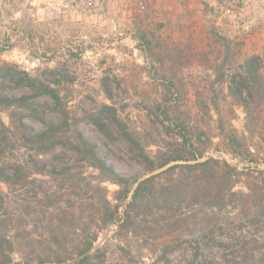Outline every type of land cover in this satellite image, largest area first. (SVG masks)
I'll use <instances>...</instances> for the list:
<instances>
[{"label": "rangeland", "instance_id": "374dc122", "mask_svg": "<svg viewBox=\"0 0 264 264\" xmlns=\"http://www.w3.org/2000/svg\"><path fill=\"white\" fill-rule=\"evenodd\" d=\"M39 82L56 87L66 102L73 123L67 136L74 135L72 128L79 131L125 176H146L149 166L112 121L107 120L109 136L89 113L106 103L150 154L182 155L178 128L167 131V122L155 113L171 85L181 116L189 118L181 131L205 150L202 158L224 159L239 170L254 167L223 139L234 128L252 157L263 162L264 0H0V264H37L58 250L43 204L65 205L63 192L73 204L76 199L74 189L62 186L51 170L97 174L65 143L33 147L34 133L63 121L53 100L38 92ZM230 86L242 92L246 107ZM22 94L44 112L31 116L23 107L6 105ZM19 117L28 130L15 127ZM101 185L111 201L117 186ZM125 212L120 205L115 219ZM91 231L96 239L89 258L70 264H188L192 257L188 248L163 253L162 241L125 233L114 222Z\"/></svg>", "mask_w": 264, "mask_h": 264}, {"label": "trees", "instance_id": "16d2710c", "mask_svg": "<svg viewBox=\"0 0 264 264\" xmlns=\"http://www.w3.org/2000/svg\"><path fill=\"white\" fill-rule=\"evenodd\" d=\"M38 87L40 94L53 100L52 109L63 121L34 133L33 147L50 148L65 143L79 155L80 162L97 174L70 173L67 167L51 170L62 186L68 183L74 189L76 202H70V196L63 192L65 205L43 204L47 212L46 229L58 250L37 259V264H60L83 254L96 239L92 227L113 222L125 233H141L162 241L163 253L190 249L192 257L188 264H264V160L252 157L234 128L224 134V144L232 153L254 163V167L239 170L224 159L202 158L205 150L187 141L181 131L187 129L189 118L181 116L179 98L172 85L161 97L155 113L167 122V131L174 129L172 126L178 128L183 140L182 155L166 157L160 150L150 154L141 137L129 129L115 109L103 103L89 113L98 130L113 135L107 124L108 119L112 121L131 145L139 149L149 166L148 175L132 178L107 164L79 131L72 128L74 135L67 136L73 123L69 122L71 116L59 90L41 82ZM230 93L246 107L239 89L230 86ZM29 98L30 95L22 94L9 99L6 105L23 107L31 116L41 115L44 110L28 105ZM13 123L23 131L30 128L22 117L15 118ZM104 181L117 186L111 201L107 198V187L101 185ZM237 183L242 188H235ZM120 205L126 212L116 220ZM76 230L80 236L70 235ZM67 242L71 244L69 251L64 252V248L60 252ZM88 258L89 254L80 262Z\"/></svg>", "mask_w": 264, "mask_h": 264}, {"label": "water", "instance_id": "95a60500", "mask_svg": "<svg viewBox=\"0 0 264 264\" xmlns=\"http://www.w3.org/2000/svg\"><path fill=\"white\" fill-rule=\"evenodd\" d=\"M91 249H92V248H89L88 250H86V251H85L83 254H81L80 256H77V257L73 258V259L70 260V261H64V262H62V263H63V264H66V263H69V262H74V261L78 260L79 258H82V257L88 255V254L90 253Z\"/></svg>", "mask_w": 264, "mask_h": 264}, {"label": "built area", "instance_id": "2783aa9c", "mask_svg": "<svg viewBox=\"0 0 264 264\" xmlns=\"http://www.w3.org/2000/svg\"><path fill=\"white\" fill-rule=\"evenodd\" d=\"M71 1H76V0H71Z\"/></svg>", "mask_w": 264, "mask_h": 264}]
</instances>
